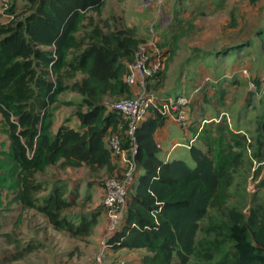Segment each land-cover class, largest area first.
Masks as SVG:
<instances>
[{
	"label": "trees",
	"instance_id": "1",
	"mask_svg": "<svg viewBox=\"0 0 264 264\" xmlns=\"http://www.w3.org/2000/svg\"><path fill=\"white\" fill-rule=\"evenodd\" d=\"M105 4L11 0L7 12L14 17L0 23V116L8 140L7 150H0V190L23 210L40 213L54 230L82 240L93 236L105 213L102 204L101 210L86 209L88 198L79 200L78 187L54 179L48 188L38 176L56 166L85 168L92 177L103 172L105 178L119 166L106 140L120 134L121 148L131 145L111 104L131 97L124 76L145 40L124 16L103 18ZM233 50L220 47L216 56ZM64 92L79 96L78 129L63 123L53 130ZM253 105L260 108L245 130L232 129L226 112L221 114L229 122L219 114L195 130L198 142L188 148L193 167L160 157L154 134L168 117L152 109L134 134L141 173L107 240L109 249L143 251L141 264H264V197L248 205L246 188L253 164H259L255 178L264 169V99Z\"/></svg>",
	"mask_w": 264,
	"mask_h": 264
},
{
	"label": "rangeland",
	"instance_id": "2",
	"mask_svg": "<svg viewBox=\"0 0 264 264\" xmlns=\"http://www.w3.org/2000/svg\"><path fill=\"white\" fill-rule=\"evenodd\" d=\"M105 2L103 18L109 14L124 16L127 9L128 14L132 12L134 15L141 38L149 39L150 26L159 38L158 48L165 58L164 67L157 78L149 81L150 92L163 98L174 97L175 88L191 91L202 77L213 78L216 85L207 84L203 89V93L209 90V95L200 98L199 114L217 117L226 112L232 129L245 130L249 117L260 108L253 104L264 99V37H258L264 33V0H165L160 6L148 7L144 0ZM20 4L21 1L18 8ZM12 18L5 17V20L9 22ZM232 46L234 50L230 55L216 56L220 47ZM241 69L247 70V78L240 77L238 71ZM220 91L224 93L222 97L218 94ZM78 102L79 96L72 92H64L58 97L53 130L63 123L78 129L74 113ZM191 107L187 108L189 116L194 114ZM7 147L0 116V150H7ZM180 150L187 152L183 148ZM181 160L190 167L194 166L188 152ZM258 167L257 162L253 164L252 176L247 179L248 205L253 198L264 197V169L257 178L253 175ZM105 175L100 172L97 177H92L85 168L61 170L54 166L38 178L48 188L54 179L67 181L69 186L78 187L80 201L88 198L84 202L86 209L101 210ZM247 211L248 206L244 212ZM108 221L109 217L102 213L99 227L104 228ZM102 235L94 233L85 240L71 238L54 230L40 213L23 210L12 201L11 194L0 190V264H118L120 261L141 264L143 251L126 254L109 249L102 252Z\"/></svg>",
	"mask_w": 264,
	"mask_h": 264
},
{
	"label": "built area",
	"instance_id": "3",
	"mask_svg": "<svg viewBox=\"0 0 264 264\" xmlns=\"http://www.w3.org/2000/svg\"><path fill=\"white\" fill-rule=\"evenodd\" d=\"M146 7L156 5L160 6L165 0H144ZM143 4V5H144ZM11 0H0V15L8 19L13 16L7 12L10 8ZM144 5V6H145ZM149 39L141 42L134 54V61L129 65L126 75L124 76L125 84L130 88L131 97L119 99L111 104V109L117 111L125 122V136L129 139L131 145L129 149L121 148L120 134H114L108 138V147L112 152L114 160L118 163V168L111 176L103 179V199L102 207L109 221L107 222L103 235L100 238V250L105 252L109 250L107 240L118 229L125 206L127 193L135 183L138 175L135 164V155L137 147L135 144V131L141 123L150 115L151 110H158L161 114L173 118V120L187 127L189 119L187 108L192 100L201 90L210 83H216L210 77H202L194 89L189 93H183L174 97H160L147 87L148 80L157 76L164 67V55L158 48L159 38L153 26L148 28ZM239 74L245 78L248 77L247 70H239ZM224 115L229 122V118ZM220 116V117H221ZM219 117V118H220ZM218 121L210 119L209 121ZM204 121L203 123H205ZM202 123V124H203ZM201 125L198 130L201 129ZM197 138V134L195 137ZM192 143V142H191ZM100 262V258H97ZM118 264H125L120 261Z\"/></svg>",
	"mask_w": 264,
	"mask_h": 264
},
{
	"label": "crops",
	"instance_id": "4",
	"mask_svg": "<svg viewBox=\"0 0 264 264\" xmlns=\"http://www.w3.org/2000/svg\"><path fill=\"white\" fill-rule=\"evenodd\" d=\"M19 2L20 1H16V6L19 5ZM125 12L126 13L124 15V20H125L126 25L134 26L138 31L139 37H141L138 25L136 22H134L133 13L130 12L128 14L129 11L127 9H125ZM129 19L130 20L132 19V22L131 21L129 22ZM4 22H6L5 17L0 15V23H4ZM142 39L145 40L144 38H142ZM238 73H239V71H238ZM175 90H176L175 91L176 96L183 94V93H188L190 91V89H189L187 92H185L184 88H180V89L175 88ZM206 95H209V90H207ZM201 97H202V93L201 94L199 93L197 96H195L193 98L192 103L190 104L192 106L191 108L194 109V111H193L194 114H192L191 116H189L187 114L188 119H189V125L186 127L187 129L186 128L181 129L179 127V124L177 125L176 122L173 120V118L168 117L166 119L164 125L155 132L154 139H155L156 144L160 148V157L164 161L167 162V161H171L174 159H180L181 160V158H183L184 153L188 152V148L193 144H197V142H198L197 138H194L195 134H196L195 130L197 128H199L201 125H203L204 121H208L210 119H213V117H209V115H207L205 113H202L201 114L202 116L199 114L198 111L201 109V107H199ZM221 113H220V115H221ZM181 148H183L187 152L180 150ZM140 173H141V171H138V175ZM104 229H105V226H104V228H101L98 225L96 227L94 233L97 234V236L98 235L101 236L103 234ZM119 252L131 254V253H134L135 251L121 250Z\"/></svg>",
	"mask_w": 264,
	"mask_h": 264
}]
</instances>
